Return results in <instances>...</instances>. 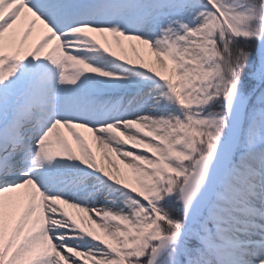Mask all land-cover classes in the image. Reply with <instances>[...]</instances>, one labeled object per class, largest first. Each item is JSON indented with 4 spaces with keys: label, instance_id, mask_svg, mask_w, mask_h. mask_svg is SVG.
<instances>
[{
    "label": "snow or ice",
    "instance_id": "obj_1",
    "mask_svg": "<svg viewBox=\"0 0 264 264\" xmlns=\"http://www.w3.org/2000/svg\"><path fill=\"white\" fill-rule=\"evenodd\" d=\"M0 264H264V0H0Z\"/></svg>",
    "mask_w": 264,
    "mask_h": 264
}]
</instances>
